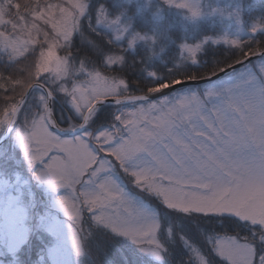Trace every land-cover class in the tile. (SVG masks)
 <instances>
[{"label":"snow or ice","instance_id":"snow-or-ice-1","mask_svg":"<svg viewBox=\"0 0 264 264\" xmlns=\"http://www.w3.org/2000/svg\"><path fill=\"white\" fill-rule=\"evenodd\" d=\"M0 264H264V0H0Z\"/></svg>","mask_w":264,"mask_h":264}]
</instances>
